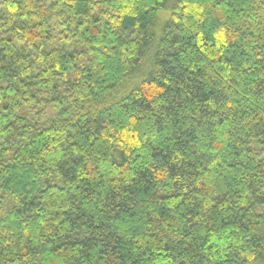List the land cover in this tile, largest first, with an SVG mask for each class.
<instances>
[{
	"label": "trees",
	"instance_id": "trees-1",
	"mask_svg": "<svg viewBox=\"0 0 264 264\" xmlns=\"http://www.w3.org/2000/svg\"><path fill=\"white\" fill-rule=\"evenodd\" d=\"M0 264H264V0L0 1Z\"/></svg>",
	"mask_w": 264,
	"mask_h": 264
},
{
	"label": "rangeland",
	"instance_id": "rangeland-1",
	"mask_svg": "<svg viewBox=\"0 0 264 264\" xmlns=\"http://www.w3.org/2000/svg\"><path fill=\"white\" fill-rule=\"evenodd\" d=\"M0 1H2V0H0Z\"/></svg>",
	"mask_w": 264,
	"mask_h": 264
},
{
	"label": "bare ground",
	"instance_id": "bare-ground-1",
	"mask_svg": "<svg viewBox=\"0 0 264 264\" xmlns=\"http://www.w3.org/2000/svg\"><path fill=\"white\" fill-rule=\"evenodd\" d=\"M244 155V154H243Z\"/></svg>",
	"mask_w": 264,
	"mask_h": 264
}]
</instances>
